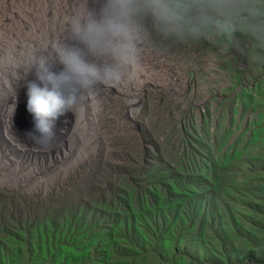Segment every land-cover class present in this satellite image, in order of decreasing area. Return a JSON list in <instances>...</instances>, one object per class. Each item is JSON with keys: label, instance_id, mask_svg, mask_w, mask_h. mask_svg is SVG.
Listing matches in <instances>:
<instances>
[{"label": "rangeland", "instance_id": "374dc122", "mask_svg": "<svg viewBox=\"0 0 264 264\" xmlns=\"http://www.w3.org/2000/svg\"><path fill=\"white\" fill-rule=\"evenodd\" d=\"M49 1L73 7L72 14L68 12L64 14L62 8V13L71 17L80 9L83 12L98 11L103 2V0H7L4 3L0 0V37L6 38L11 30L18 26L22 29L30 22L34 23L35 31L39 33L37 27L48 23L51 26L48 28L54 30L48 34L50 42L47 46H55L66 41L74 44L71 33L65 36L66 39L63 41L56 37L59 30L54 26V21L50 19L44 21L42 11ZM8 10L11 12L10 19H3ZM146 23L152 32V38L145 40L141 45L140 64L147 59V55L143 54L146 50L157 60L148 68H144L146 71L140 67L136 75L141 77L144 73H149L153 80L143 81L138 89L141 91L139 98L134 99L136 101L133 103L129 101L132 97L131 87H125L123 91L114 88L108 91L102 100L107 107L105 116L100 120L103 137L89 143L91 146H99L93 151H89L90 148L86 146L83 150V153H86L84 157L66 166L65 171L63 164L58 171L47 174L43 170L39 173L41 177L38 178L33 175V180L22 177L16 184L0 182V239L5 237V234L9 236L10 233L17 238L18 230H26L31 223L41 219L48 212L59 217L63 216L62 212L69 207L71 211L79 209L80 213L84 211L90 213L89 205L96 207L97 199H104L111 193L108 189L110 182L119 183L126 176L135 183L136 193H140L145 184L137 180L142 178V175L157 180L153 170L158 158L171 162L173 166L171 170L178 177L183 175L182 181L179 179L177 181L188 188L186 191L189 196L183 205L193 207H201V204L212 205L213 195L211 196L212 191H206L204 186L189 188L188 184L198 185L204 182L205 172L210 175L208 170L211 167L217 171L216 160L224 153L228 154L226 157L229 156V162H233L235 157H241L247 158L244 161L250 164H264V137L252 139L250 134L253 127L264 125V108L263 111L260 109L264 107V101L251 99L250 104L244 102L249 101V96L255 93L253 82L260 77L264 78V61L253 59V50L250 48L252 42L237 33L233 45L228 50L213 46L204 40L184 46L171 40L161 43L162 37L151 30V22ZM2 45L8 46L5 42ZM35 52L36 50L33 51ZM227 61L244 75L238 77V83L236 81L228 91L222 89L220 91V87L229 82V76L224 78L223 74V71L227 74V69L220 66L222 62ZM24 70L20 73V78L25 73ZM240 82L251 88L245 89L248 93L243 92L245 90L238 93ZM262 85L264 93V83ZM222 92L229 93L224 100H220ZM236 92L238 99L234 100L232 96ZM212 94H218L220 97L217 96L214 101L203 106L206 97ZM230 96L231 103L227 104ZM190 105L192 108L188 109ZM132 106L136 107L135 112L131 110ZM155 146L166 155L156 156L159 151H155ZM233 147L240 150L237 155H232ZM234 169L230 167L222 172H232ZM196 174L198 175L193 176L192 180L187 178ZM49 176L51 178L48 182L46 183V180V184L38 187L40 180ZM114 195L119 197L118 193ZM132 202L135 204L136 201ZM230 202L241 203L237 199H231ZM104 209L96 207V213L107 215L109 208ZM75 220L77 218L72 222ZM86 220L92 221L90 217H86ZM27 236L29 237V233ZM6 239L7 237L3 240L4 244H8ZM10 242L14 240L11 239ZM19 245L21 251L26 249L25 244ZM24 263L25 258H22L17 264Z\"/></svg>", "mask_w": 264, "mask_h": 264}, {"label": "trees", "instance_id": "16d2710c", "mask_svg": "<svg viewBox=\"0 0 264 264\" xmlns=\"http://www.w3.org/2000/svg\"><path fill=\"white\" fill-rule=\"evenodd\" d=\"M239 73L235 67L229 75L238 78ZM263 83L262 77L253 82L255 93L245 103L264 101ZM246 88L251 89L242 84L238 93ZM238 93L232 96L234 100ZM250 134L252 139H262L264 125L253 127ZM238 150L233 147L232 155ZM155 151H159L157 146ZM156 155L166 154L159 151ZM227 155L216 160L217 171L208 170L211 176L205 172L204 182L188 184L211 190L210 206L183 205L189 196L188 188L177 182L183 175L178 177L171 162L158 158L153 170L157 180L142 175L137 180L145 184L140 193L127 176L119 183L110 182L111 193L96 204L109 208L107 215L97 214L91 205L90 213L67 207L63 216L48 212L26 230H18L17 238L5 234L10 246L3 243L5 237L0 239V264H17L22 258L24 264H264V164H250L241 157L229 162ZM230 167L235 169L222 172ZM231 199L241 203H231ZM19 244L26 249L21 251Z\"/></svg>", "mask_w": 264, "mask_h": 264}, {"label": "clouds", "instance_id": "9594fccd", "mask_svg": "<svg viewBox=\"0 0 264 264\" xmlns=\"http://www.w3.org/2000/svg\"><path fill=\"white\" fill-rule=\"evenodd\" d=\"M146 21L162 37L161 43L171 40L183 46L204 40L228 50L239 33L252 42L253 59L264 61V0H103L98 11L87 10L70 21L71 39L76 43L38 47L26 59L25 77L14 85L25 96L13 109V126L18 131L13 137L20 143L49 146L68 135L75 144L60 145L64 150L78 144L86 97L97 92L95 104L105 106L102 100L111 88H134L129 81L140 70L141 45L152 38ZM228 64L232 63L220 66L228 71ZM235 67L230 65L227 74L223 71L229 82L220 91L238 83L239 78L229 75ZM239 72L238 77L244 75ZM227 94L222 92L221 98ZM217 96H207L204 103ZM82 98L81 106L72 112Z\"/></svg>", "mask_w": 264, "mask_h": 264}, {"label": "bare ground", "instance_id": "6f19581e", "mask_svg": "<svg viewBox=\"0 0 264 264\" xmlns=\"http://www.w3.org/2000/svg\"><path fill=\"white\" fill-rule=\"evenodd\" d=\"M1 1L6 3L7 0H1ZM49 2L50 3L46 4V6L44 5V9L42 11L44 14L43 15L44 21L47 22V20L49 19L51 21H54V26H57L59 30V34L56 37H59L61 38V40L63 39L64 41L66 39L65 33L66 32L71 33L70 21L72 20V18L78 15H82L85 12L80 11L81 9L76 10V12L74 11L75 12L74 16L71 17L69 16V14L73 13L72 11L73 7L70 6L65 7L64 4H58L55 1H53L55 2V4L51 1ZM62 8L64 14L65 12H68L69 14L64 15L62 13ZM10 10H8L7 15L3 19L6 18L10 19V14H11ZM42 12L40 14H42ZM36 24H38V21L36 22ZM49 26L50 25H48V23H46L45 26H38L36 30H39V33H37V31H35L34 28V23L30 22L22 29L18 26L15 30H11L10 31L11 33L6 38H3L2 36L0 37V182L1 183L7 184L9 182H14L16 184L19 181V179L22 177L24 179L27 178L29 180H33V175H35V178H38L41 177L39 173L42 172L43 170L45 171L49 170L47 174L58 171L62 168L63 164L65 171L66 166H70L76 163V161H78L81 157H84L86 153L84 154L83 150L86 146L90 148V149L87 148L89 149V151H93L96 147L99 146V145H92V146L89 145L91 141L94 140L98 141L99 137H103L101 136L102 131L100 130L101 128L100 120L105 116L107 107L101 106L100 104H95V97L97 96V92L95 93L88 92L90 94L83 101L85 106L84 116H82L80 121L81 126L77 130L78 139L81 140L80 142H78V144L72 146L68 150H64L66 148H62L60 146L65 143L69 145L75 144V142L71 141V137L68 135L65 137L63 142L49 146L40 145L35 142H29L24 144L18 142L17 139L13 137L18 134L17 128L13 126V118H14L13 109L20 106L23 103L25 96L24 92L20 88H14L15 87L14 85L16 84L17 77L24 70V65L26 64V59L28 58V56L31 53H33L34 50H37L38 47L41 46L47 47V44L50 42V39H48V34L54 29L52 30L48 28ZM3 42H5V44L7 43L8 46L3 47L2 45ZM73 42L76 43L74 40ZM50 47L54 48L53 45H51ZM143 54L147 55V59L142 64H140V67H143L141 69L145 70L153 62H156L157 58H152L151 57L152 53H150V51L147 50ZM13 76H15V80H12ZM142 80H153V78L151 77V75L144 74L141 77H137V76L134 77L132 82L129 81L131 85H134V88L131 87L130 93L132 94V97L129 98L130 103L136 101L134 99L139 98L141 91L138 90L139 88H135V86H138ZM10 84H12V87L9 88ZM5 85H7L8 89H6L7 91L3 92ZM82 100L83 98L81 99V102H79L78 105L72 110V112H75L77 108L81 106ZM131 110L135 112L136 107L132 106ZM17 118L20 119V117ZM18 145H20L24 150H21L20 147H18ZM46 178H42L40 180L38 187H41V185L46 184L48 182V179L51 178V176H49L47 179Z\"/></svg>", "mask_w": 264, "mask_h": 264}, {"label": "water", "instance_id": "95a60500", "mask_svg": "<svg viewBox=\"0 0 264 264\" xmlns=\"http://www.w3.org/2000/svg\"><path fill=\"white\" fill-rule=\"evenodd\" d=\"M16 77H17V76H16ZM24 77H25V74H23V75L21 76V78H20V75H19V76L17 77L16 81H20V80L23 79ZM12 80H14V76H13ZM9 87H12V84H10ZM6 89H8L7 86L4 87L3 92H4V91H7Z\"/></svg>", "mask_w": 264, "mask_h": 264}]
</instances>
